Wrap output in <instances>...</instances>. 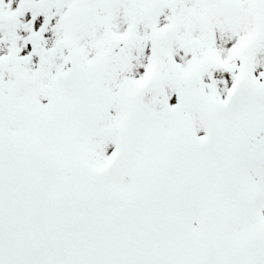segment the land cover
Returning <instances> with one entry per match:
<instances>
[{
  "label": "snow or ice",
  "instance_id": "1",
  "mask_svg": "<svg viewBox=\"0 0 264 264\" xmlns=\"http://www.w3.org/2000/svg\"><path fill=\"white\" fill-rule=\"evenodd\" d=\"M0 264H264V0H0Z\"/></svg>",
  "mask_w": 264,
  "mask_h": 264
},
{
  "label": "rangeland",
  "instance_id": "2",
  "mask_svg": "<svg viewBox=\"0 0 264 264\" xmlns=\"http://www.w3.org/2000/svg\"><path fill=\"white\" fill-rule=\"evenodd\" d=\"M16 5L15 4H13V7H15Z\"/></svg>",
  "mask_w": 264,
  "mask_h": 264
}]
</instances>
